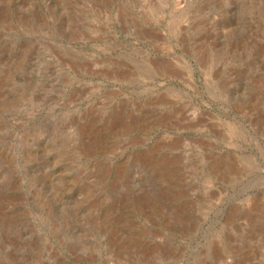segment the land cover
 Masks as SVG:
<instances>
[{"label":"rangeland","instance_id":"374dc122","mask_svg":"<svg viewBox=\"0 0 264 264\" xmlns=\"http://www.w3.org/2000/svg\"><path fill=\"white\" fill-rule=\"evenodd\" d=\"M0 264H264V0H0Z\"/></svg>","mask_w":264,"mask_h":264}]
</instances>
